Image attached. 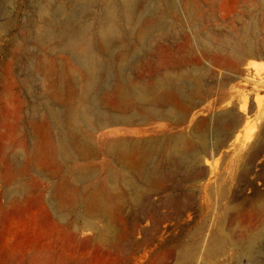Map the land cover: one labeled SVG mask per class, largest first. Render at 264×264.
Segmentation results:
<instances>
[{
	"label": "rangeland",
	"instance_id": "obj_1",
	"mask_svg": "<svg viewBox=\"0 0 264 264\" xmlns=\"http://www.w3.org/2000/svg\"><path fill=\"white\" fill-rule=\"evenodd\" d=\"M107 1H96L97 26ZM38 2L51 1L3 0L0 8V264H253L228 237L243 241L264 228V0H140L138 15L144 22L156 16L151 25L162 19L163 34L131 53V78L197 68L198 76L183 81L189 97L173 91L184 118L111 123L91 134L94 159L69 149L72 161L59 162L63 146L52 118L45 108L34 118L30 104L42 96L66 106L54 95L53 72L35 68L36 56L56 70L77 64L59 48L34 43ZM80 2L69 11L82 13ZM113 86L107 76L98 97ZM180 137L189 153H200L184 166L169 154ZM108 139L154 146L150 164L160 170L131 174L136 185L129 187ZM90 163L99 164L91 180L58 188L70 167ZM95 193L108 207L90 212L85 197ZM218 243L224 249L210 252Z\"/></svg>",
	"mask_w": 264,
	"mask_h": 264
},
{
	"label": "bare ground",
	"instance_id": "obj_2",
	"mask_svg": "<svg viewBox=\"0 0 264 264\" xmlns=\"http://www.w3.org/2000/svg\"><path fill=\"white\" fill-rule=\"evenodd\" d=\"M50 1V4L38 2V21L34 23L36 31L33 41L38 48L43 45L47 50L53 49L52 46H54L69 53L77 65L70 69L56 70L55 63L44 61L39 55L36 56L35 68L39 72H53L54 95L60 101L62 100L66 107L59 109L47 105L46 101H41L42 96H40L38 101L30 104V110L36 118L40 114L39 110L45 108L48 116L52 118L50 126L56 128V139L63 146V150L55 154L58 162L59 160L72 161L71 155L68 154L69 149L80 160L94 159L97 156V150L91 134L111 123H145L149 116L173 119L177 122L184 118L182 111L173 103L172 99L175 96L173 91L179 90L181 98L189 97L183 81L185 78L198 76L197 68H188L182 72L169 71L159 74L152 80L145 79L143 76L133 79L130 75L133 58L131 53L136 48L143 47L146 39L163 34L160 25L162 19H159L160 22L157 20L155 25H151L156 19V16L152 15L151 19L144 22L145 19L142 20L136 11L140 0H108L102 7L101 22L97 26L95 11L97 0ZM2 2L3 0H0V8ZM77 2H80L77 5L82 8V13L78 15L69 11V6ZM56 14L64 15L65 18L57 21ZM79 16L89 17L91 20L84 21L79 19ZM131 41L137 43L131 44L129 43ZM21 67L25 68V64L23 63ZM24 73L27 82L31 85L28 92L35 95L32 84L33 75L28 69H25ZM107 76L114 81V86L100 99L97 92ZM102 101L109 104L105 102L104 106ZM45 118L48 123L46 116ZM106 144L109 145L107 151L114 155L120 164V170L126 173L125 183L129 187L136 185V182L131 179V174L138 179L143 177V172L154 175L161 168L150 164L151 156L156 153L154 146L145 151L143 143L129 141V139L113 142L108 139ZM169 154L172 157L171 162L178 160L183 166L190 160L196 161L200 157V153L191 154L185 149L182 137L174 140L169 148ZM98 165L90 163L87 168L70 167L68 171L71 173L58 188H64V184L70 179L76 180L79 184L91 180ZM85 200L91 206L87 208L90 212L101 211L108 207V198L98 193L90 194L85 197ZM70 202L72 199L67 198V201L60 204L58 208H64L65 204ZM228 238L248 259L253 260V264H260L258 254L264 249V228L259 234L247 233L243 241ZM221 243L212 245L209 251L221 252L224 249Z\"/></svg>",
	"mask_w": 264,
	"mask_h": 264
}]
</instances>
